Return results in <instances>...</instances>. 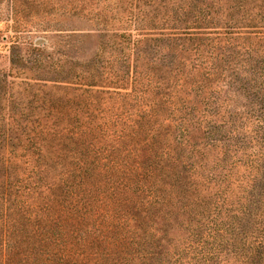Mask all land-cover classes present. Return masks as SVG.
Masks as SVG:
<instances>
[{
  "label": "trees",
  "instance_id": "obj_1",
  "mask_svg": "<svg viewBox=\"0 0 264 264\" xmlns=\"http://www.w3.org/2000/svg\"><path fill=\"white\" fill-rule=\"evenodd\" d=\"M174 3L181 13L173 18L148 12L130 31L103 34L115 47L107 84L67 87L93 96L77 110L82 120L0 122V264L38 256L41 264H264V0ZM237 93L256 128L228 118L229 108L240 110ZM135 97L136 108L128 100ZM132 155L134 163L123 161ZM241 161L256 171L237 175ZM188 178L196 189L206 186L192 202L222 200L215 197L209 218L194 212L186 235L167 247L146 225L167 221L155 212L170 208ZM33 240L46 247L34 257L20 251Z\"/></svg>",
  "mask_w": 264,
  "mask_h": 264
},
{
  "label": "rangeland",
  "instance_id": "obj_2",
  "mask_svg": "<svg viewBox=\"0 0 264 264\" xmlns=\"http://www.w3.org/2000/svg\"><path fill=\"white\" fill-rule=\"evenodd\" d=\"M180 6H184L183 1ZM148 12L151 18L159 20H161L160 17L173 18L172 15H175L176 12L181 13L175 8L174 0H0V122H8L9 118L15 116L21 126L32 127L37 120L46 118L59 119L62 122H60V126L73 118L74 123L78 122L77 118L82 120V111L77 110L84 108L85 101L91 100L93 96H81L67 87L81 86L85 88L88 86V82L94 79L99 80V84L106 85L104 71H110V64H106L107 60L112 58L111 55L115 53V47L113 38L103 34H111L114 31H130L134 28L132 27L133 20L137 17V22L142 24L141 16ZM179 16L182 17V14ZM160 22L159 26H164L167 30L174 26L172 22L168 23L169 21L164 25H162L163 21ZM215 22L218 25L223 24L221 19H216ZM182 25L184 26V23ZM149 31L146 29V32ZM12 56L15 59V64L11 62ZM117 68L119 67L115 65L111 71H116ZM121 68L119 74L123 73L124 67ZM54 85L59 86L60 89ZM94 88L101 87L95 86ZM128 100L136 105L135 108L138 107L137 104L141 103L137 97L128 98ZM230 102L232 103V101ZM41 103L43 105L39 108ZM246 103V100L237 93L233 98V105L235 104L236 109L240 110L233 113V108H229L226 113L231 110L228 118L239 120L238 124L250 120V122H254L250 123L251 126L256 128V125H252L257 123L254 120L255 114L246 115V111L249 109V107L245 108L244 104L246 105ZM208 106L206 110L212 115L214 108ZM47 108H51V113H48ZM73 109L76 110L73 112ZM110 112L113 111L108 110V113ZM221 116L227 119L225 114ZM209 119L214 120L211 116ZM233 127L235 126L233 125L231 128ZM260 130L262 133L264 132V128H260ZM19 131H21L20 127L15 130V132ZM199 139L197 142L200 141ZM201 145L203 144L201 143ZM253 150L255 149L252 147L247 152L251 153ZM197 158L206 160L200 155ZM226 158L230 162L233 160L230 155H226ZM135 159L137 158L132 155L123 161L134 163ZM263 163L262 160L260 165ZM209 165H212V171L216 167L215 172L222 173L217 165L214 166L211 162ZM237 165L239 166L233 168L237 175L243 174V172L248 175L256 171V169L251 172L246 170L248 163H242V161ZM14 167H17L14 168L17 171L19 170V161ZM19 172L18 176H21V171ZM263 177L261 171L258 179L263 180ZM185 182L187 183L180 187V197L173 199L170 208H163L155 212L158 218L168 216L166 217L167 221L162 222L160 219H156L158 220L157 224L148 221L149 224L146 225V228L152 227L145 230L147 234L154 228L162 232L160 244L167 247H171L178 238H183L181 235H186L188 228L191 227L190 221H194V212L204 214V217L209 218L208 211L213 209L214 199L217 197L214 196L210 201L206 198L202 202L197 199L192 202L191 198L200 196L201 191L202 194H205L206 186L203 184V190L196 189L189 178ZM259 185L256 187L259 188ZM187 192L192 194L191 197L187 196ZM212 192H217V190L213 188ZM255 197L259 203L258 196L255 195ZM233 200L235 204L236 201L241 202L243 199L233 198ZM227 202L230 201L227 200ZM182 206H185L187 210H178ZM166 211L170 213L166 214ZM253 226L256 225L253 224ZM23 245L20 251L25 253L32 251V257L41 252L40 250H46V247L41 246L40 248L37 240ZM161 247H159V251H163V247ZM28 259L29 261H25L24 264H31V258ZM39 260L38 256V261H34L32 264H41L42 262ZM152 264H161V261L156 260Z\"/></svg>",
  "mask_w": 264,
  "mask_h": 264
}]
</instances>
